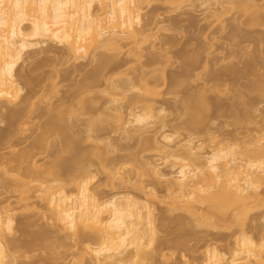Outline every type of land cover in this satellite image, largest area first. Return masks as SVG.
<instances>
[{
	"label": "rangeland",
	"instance_id": "rangeland-1",
	"mask_svg": "<svg viewBox=\"0 0 264 264\" xmlns=\"http://www.w3.org/2000/svg\"><path fill=\"white\" fill-rule=\"evenodd\" d=\"M148 1L149 0L146 1V3L148 4L143 3V6L141 5L143 9L142 15L144 18V22L142 23V25L144 24L143 26H145V34L141 32L143 34H141L140 39L138 38L139 42L137 44L130 43L127 48H125V46L122 54L120 53L121 51H111L109 49H107L106 51L104 48L97 51V54L99 55L96 56H100L99 58H101V55L102 57L104 56L103 58H105L106 56L109 58L112 57L113 61L115 60L113 59L115 57L118 59V61L122 62L123 65L127 60L129 64L126 63L124 67L121 64V67L119 63L113 61V63L115 62V64L119 65L121 69L117 70L118 72L116 71V74H112V76H114L113 78L110 75L111 82L110 80L108 81L110 82V85H104V82H108L102 80L103 83H101L103 85H100L101 83L98 84L99 88L96 89L97 84H92V86L95 85L93 86V88L95 87L96 89V94L95 90H92L94 92L93 96L92 93H85V88L83 90L80 88V86L85 82L84 77H86L85 75H87L88 71H92L93 69L97 68L96 66L98 65V63L96 62L97 65H95L92 57H90V59L92 60H90V63L89 61L87 62V60L83 59H71V56H67L68 54L65 55L66 51L63 50L64 48L54 43H47L38 48H33L34 50H29L30 52L28 51L24 55L23 61H21V63L18 65L16 71L17 79H19V75L22 74V76L27 75V77L29 76L28 78L32 77L33 80L36 81L37 79L39 80V78H48V80H53L54 76H56L53 73L58 71H60L58 73L61 77L58 75L57 78H60H58V80L56 78L58 87L55 88H57V91L53 89V93H50L49 91L51 90H48L50 86L46 87L50 82L48 83V80L45 79L47 83L44 80V84L46 85L44 89L45 91L48 90L45 93L46 95L43 94V90H41L40 92V89L38 88L35 91L36 93H38L36 94L34 92L33 97L31 96L33 95L31 92L33 91V89H29L30 86L25 88L23 84L20 83V80H17L18 83H20V86H22V88H25L20 95V100H18L17 103L15 102L14 104L5 102L4 105V102L2 103L8 108L7 110V108L3 106V111L1 110V112H4V115L7 114L6 112H8L9 109L10 111L11 109L20 111V109H22L23 107L28 106L23 105V101H25V98L27 99L28 96V101H31V104H33V106H31L30 104L31 108H26L30 109L28 110V113L32 111L30 113L31 115H26L28 117L24 116L26 118H24V120L22 119L23 121L20 122V128L18 125H16L19 130L13 126V128L16 129L15 132L17 131L16 134L14 133V139H10L13 141H11L10 143L9 140L3 139V142L2 140L0 142V210H4V207L6 208L8 204L10 205V207L7 208H14V210L16 209L14 212V216L16 219L14 222L16 224L14 225L15 230H13V233L11 232V236L8 235L7 238L11 242L10 243L8 241V244L11 246L13 243L14 246L12 245L13 247H7L6 255L9 258L6 260V264H68L69 260V263L71 262V257H69L68 255L70 253L67 254L66 252L62 251L60 253L58 252L57 255L55 252L52 253L45 247L41 246L42 243H39L41 240L38 241V239L42 237L43 234H46V232V235L50 234V236L52 237V233H48V231L52 232L50 222L47 223L46 221H48V219H44V217L42 218V214H44V210H46L44 209V206H42L43 203L40 204L41 201H39L38 198H36V200L34 198V200H31L33 201V204H35L33 205L34 207L30 206L31 208L27 207L26 209H24L25 207H23L22 209V205L20 204V206L19 202L17 203V201L19 200L18 197H23V195H25L24 193L19 195V193L23 192L22 190H25L23 189L25 187H22V190L20 189L22 192L19 191V188H21L19 186L21 185L18 186V184H20V178L18 175H23L24 173L26 174V172L25 170H23L24 172L22 173L21 169H19L21 172L17 171L18 165L14 164L16 165L14 167L12 163H17L13 162L14 160H16L14 158H17V156L21 155V153H25L23 151L28 150L27 148L33 146V149L36 147L35 149L40 152L39 154L36 150H33L34 152L38 153L37 156L33 155L35 157L33 162L35 161L36 165L40 167H47V165L51 166V163H54L55 161H57V159L64 160L63 165L65 167L63 165H61L62 167L58 166L61 167V169L59 170V168L56 167L58 168V171L56 170V168L55 171L60 174L62 173V175L59 174L60 178H58L63 180V182L60 180L63 185L65 184L62 187L64 188L65 192L67 190L69 194L76 191L77 182L75 180V177L76 175V179H78L79 177V172H77L79 170H77V168H88V174L93 177L89 182V187L91 188L92 192L97 193L100 199L104 200L108 199V197H110L112 194L124 192V190H126V188L121 186L122 184H120V178L116 177L118 178V180L116 181L115 173L117 174V171H120V175H122L123 177L127 175L130 178L129 179L128 177H125L126 180L129 179V182L127 183L128 185L124 186L127 188L129 187L127 190L132 192L133 194H135L136 192L132 187L133 184L141 182L144 186H146L147 182L149 184V181H152L150 177L147 178L146 175H143V168L139 167L142 166L143 163H147V161L156 162L160 158V154H158V151L156 150L157 146L155 147L156 144L152 146L150 142H147L150 137L152 138L151 140L156 143V141L160 139L161 134H164V132L174 134L175 137L177 136L175 139L176 141L188 139L189 136L193 135L191 137H194V142L197 144L203 143V147H205L204 149H206L205 151L207 153L211 150V148L213 149L216 147H223L228 145H238V148L240 147L243 149H247L246 146L248 147L249 143H251L249 141L250 137L263 134L264 95L262 94L264 93H259L260 91L258 92L256 90H259L260 87H262L261 90L264 89V0H253V2L255 1V6L258 7L256 9V7L254 6L255 10H252L253 7L249 6L251 8V12L248 8L247 11L243 10L244 12H242L241 10V8L244 9V7L247 6L246 4H249L246 3L244 6V3L248 0H219L220 4H211V7L208 8L203 5L205 0H191V2H189L190 0H181V2L179 0V2L177 1L176 4H173L174 2L172 3L173 5L168 4V6L170 7L162 3L163 1L161 0ZM212 3L214 2L212 1ZM241 3L244 7H242ZM256 10H258V13L255 12ZM253 11L256 13L254 18L253 16H250L254 15ZM214 13L216 16L214 15ZM252 18L254 20L260 19L257 20L260 25L256 24L258 23L256 20V23H254V20L252 21ZM142 28L141 30H143ZM143 71L147 73L149 72L146 80H149V87L158 94L154 97L155 99L152 100V103L150 101L149 104H152L153 110H156L157 113L158 108L159 110L163 108L165 112L163 113L164 115H160L161 118L159 117V121L157 120L158 123L156 125L158 127L156 125L153 126L149 129L150 131H148V133H146L143 138L138 139L137 136H134V138L133 136L131 137V135L127 136L128 129L132 130L130 129L131 127H128L125 130L122 125L116 123L118 121H114L117 120L115 118L116 114L114 113V120L110 118V115L115 112L112 109L115 105H113L112 103H116L118 108H120L121 106L120 109L122 111L120 109L119 110L123 113V115L127 114V116H129L131 112V114H133V110L135 108V110L137 111L141 110L142 105L134 104L132 107L135 108L131 109L129 107L132 111L129 110L128 106L131 104L129 103V99L127 102L123 100L122 97L120 99H118V97H111V95H114L111 93L113 90L111 88L113 87L111 86V84H113L114 82L115 87L118 85L122 86L123 83H126V81L124 82L126 78L129 79V76L130 80L137 78V76L140 78V73ZM142 76L141 78H143L142 80H144V77ZM141 78L140 80L138 78L133 80L134 88L133 90H131V93L133 91L135 96L136 94L139 95V92H141L140 94L143 93V89L141 91V87L143 88L144 82L146 80L143 82L141 81ZM107 79H109V77H107ZM116 82H121L122 84L117 83L116 85ZM257 86L259 87L256 88ZM81 87L83 88L84 84ZM30 88L34 87L31 86ZM79 89H81L83 92ZM119 89H122V92L124 93L122 87ZM109 90L111 91L110 93L108 92ZM29 91L31 93H28ZM76 91L78 92V96L82 97L84 95V99L86 98L85 100L83 99V97L81 99H78L80 101L82 100L83 103L87 99L92 100H87V103L85 102L87 106L91 103V107L93 108L94 103L92 104V102L96 100L94 101L96 102V104L93 110H91V112H94L92 113L93 115L90 114L91 112L89 109V105L88 109L90 115L88 114L86 116V114L84 113L85 115L82 116L83 114L81 113L84 111L87 112L88 109H85L83 111V109H81L83 108V106H80L79 108L80 103L77 99H75L78 97ZM74 93H76L74 98L76 101L73 99ZM113 93H115L116 96H120L119 93H121V91L116 93L113 90ZM123 93H121V96L123 95ZM35 94L37 97L35 96ZM128 94L130 96L129 92L125 96L127 97ZM70 95L72 96V98H70ZM131 95L132 97L134 96L133 94ZM260 95H262V97ZM30 96L32 97L31 100ZM129 96L127 98L131 97ZM200 96H202V99ZM94 97L96 98L93 100ZM68 98L73 99L75 103L78 102V106L74 103V105L77 107L73 105V108H75V110L81 109V115L77 110V112L73 114V108H70L71 110L68 109L69 107H72L71 105L73 103H70V101L73 100H68L70 106H67L68 102L66 103L65 101L66 105L64 106L62 104L64 107L63 110L61 100H63L64 102V100H67ZM112 98H114L115 100ZM191 98L194 99H192L194 101L193 106H197L196 111L198 112H195L196 115L201 111L200 114H198V116L200 115V118L202 116L201 120L200 118H198V116L196 118L195 115H192L193 117H195L188 118L191 115H186L184 107L187 106V102L189 103ZM195 99H201L202 103H199H201L202 106L196 105ZM111 100H117L118 103L117 101L111 102ZM60 101L62 110L64 111V114H66L65 118H63L64 116H61L64 115L62 114L63 111H61V109L60 116L57 113H50L52 110L54 112L58 108L57 105L59 106ZM20 102H22V104ZM109 102H111V104ZM27 103L25 102V104ZM107 103H109V105H107ZM118 104L120 106H118ZM110 105L112 106V108H110ZM65 107L67 108L65 109ZM199 107H201V110L199 109ZM104 108L107 112L109 109L112 110L111 114L108 112L110 115L108 114L109 116L107 115V117H104V115L107 114ZM26 109L24 108L23 110ZM202 109H205L204 112ZM102 110L106 113H103ZM26 111H23V115L26 114ZM56 111L58 112L59 109ZM69 111H72L71 118L69 117ZM193 111H195V109H193ZM49 113L51 115L53 114V117L57 114V117L66 119V121L64 122H66L67 124L70 120L69 124H71L72 130L70 128V125H67L66 123L65 124L67 125V127L65 129V125L61 123L63 122V120L59 119V121L57 119V121L61 123V125H64L65 130L62 129L63 131L68 130V134H70V131H72L71 134L73 138L71 139H73V141H76V143L73 144L72 147L69 146V148L68 145H65V140L60 139L62 138L60 137L61 134L64 138L63 132L61 133L57 131L48 132L41 137L42 142L39 143L41 146L40 151L38 149V144H36L37 146L34 147L35 144L33 145V141L35 139L38 140L37 138L40 137L39 134L41 131H39L38 127H41V125H44L47 120H49V118H47L49 117ZM102 113L104 115H102ZM0 116H3V114ZM127 116L123 117L128 118ZM130 116L128 118L129 120L131 118ZM3 117H0V138L1 136L3 138V136H5L6 134L8 135L11 131L14 132V129L11 128V130L7 127L9 126V123L6 121V116ZM93 117L97 118V120L99 119L96 122L98 123L96 127L94 123V127L98 128L97 133H95V129H92L91 132L89 131L90 129H87L86 127L87 124L89 125V118L93 119ZM188 120H191L193 124L195 123L194 125H197L198 127H193V124L186 125ZM93 121L95 122V120H92L91 122ZM125 121H127V119ZM161 124L166 126L165 130H160ZM119 126H121L122 129L121 127L119 128ZM189 127L191 128L189 129ZM123 129L125 130V132ZM89 132H91V134H88ZM71 134L69 136H71ZM87 136L88 138L91 137L89 138L91 140L93 138L95 142L87 139ZM212 136L215 138V142ZM145 137L147 138V140H145L144 144V141L141 140L145 139ZM10 145L11 148H9ZM242 145H244L245 147H242ZM150 146H152L153 148H150ZM250 147L252 146L250 145ZM250 147L248 148L250 149ZM240 150L241 149H239V151ZM30 151L31 150H29V152ZM26 153H28V151ZM11 158L14 160H12ZM9 161H12V163H10ZM30 162H32V159L30 160ZM23 167L25 166L23 165L22 168ZM110 167H112L114 171H116L113 174V178H110L111 176L109 172L113 170ZM139 168L142 170H140ZM166 171L168 170L166 169ZM117 175L121 177L119 174ZM44 176L46 175H43L42 178ZM108 176L110 179H114V181H110ZM50 179L46 177L45 180ZM27 181L28 179H26V182ZM16 184L19 188H17ZM13 185L15 186L13 187ZM15 187L19 191V193L16 192L17 195L14 192L15 190H13ZM157 187V191H159L158 194H160L161 196L164 195V193L162 194V185ZM32 193L34 192L32 191L31 194ZM160 203L157 202L154 204L155 210L153 211H156L154 213V216L157 218L156 225H158L156 226V228L158 227V230H156L157 236L155 238L156 247L154 246L155 248L153 249L151 260H148L149 262H145L146 264H197L199 262L198 257L201 259V256H199L200 254L198 250V253L195 252V248H201L205 239H210L211 241L213 240V244H215L220 251L224 250L223 252H225V249L227 250L229 243L232 242V238H222L223 235H230L232 230L229 231L223 229L218 233L220 234V236L214 231L213 233L211 231L210 234L209 232L207 234L205 230L202 231L199 228L196 229V227H194V224L192 222L190 223V220L188 218L186 219H188L189 221L185 218H181V212L178 211L179 213L177 214L173 212L174 215L173 213L171 214L169 212V215L168 213H166V205L164 206V204ZM249 213V217H247L246 219V224L248 223V226L246 225L244 228L245 231L251 233L252 237L255 236L253 238L256 240L259 236L261 237V233H263L264 235L263 193L261 195V202L251 208ZM190 224H192V226ZM252 227L255 228L254 230L252 229L253 231L251 230ZM180 242H183V245L180 244ZM182 246L184 249L182 248ZM224 247L226 248L221 249ZM262 260L264 261V259ZM198 264H200V262Z\"/></svg>",
	"mask_w": 264,
	"mask_h": 264
},
{
	"label": "bare ground",
	"instance_id": "bare-ground-1",
	"mask_svg": "<svg viewBox=\"0 0 264 264\" xmlns=\"http://www.w3.org/2000/svg\"><path fill=\"white\" fill-rule=\"evenodd\" d=\"M146 1L147 0H0V115L3 114V116H6V118L9 120L8 121L6 119V121L9 123V126L7 127L10 129L11 128L14 129V132L13 131L9 132V134L8 135L6 134L5 136H3V138L1 136L0 142L1 140L3 142V139L5 140L7 139L11 143V141L13 140L10 139L13 138L14 135L16 134L17 131L15 132V130L16 129L19 130L21 124L20 122H22L24 118L28 117L26 115L29 114L30 116L31 115L30 113L32 112L29 111L30 113H28V110L30 109H26L30 107L31 104V101H28L29 96L27 99L25 98V101H23L24 103L23 105L24 106L28 105V106L23 107L22 109H20V111H15L12 109L10 111L9 109V111L6 112L8 115L6 113H5L6 115H4V112H1L3 106L5 105V102H9L11 104H14L15 102L17 103V101L20 100L21 93L24 91L26 87L29 86L35 88L34 90V88L29 87V89L31 90L33 89V91H31L33 94L31 95L32 97L34 96V92L38 88L40 89V92L41 90L44 91L43 93L44 95H46L45 93L49 89L51 90L49 91L50 93L52 92L53 89L57 91V88L55 87H58L57 85L58 82H56V78L59 75L58 72H60L58 70H57L58 72L53 73L56 76L52 75L54 76L53 78L54 81L51 79L52 78L51 76H50L51 78L49 77L51 80H48V78H43V79L39 78V80L37 79L36 81L33 80L32 77H30L31 78L30 79L28 78L29 76L28 77L27 75L22 76V74H20L19 75L20 78L17 79L16 71L18 65L21 63V61H23L24 55L29 50L33 48L34 49L38 48L47 43H54L64 48L63 50L66 51L65 55L68 54L67 56H71V59L72 58H74L75 60L83 59V60H87V62L89 61L90 63L91 60L90 57H92L95 65H97L96 62L98 63V65L96 66L97 68L94 67L95 69H93L92 71L89 70L90 72L88 71L87 75H85L86 77H84L85 82L82 81L84 82L83 83L84 87L83 88L81 87L83 86L82 84L80 88L82 90L85 88L84 92L87 94L92 93L93 96L94 94L93 91L95 90V94H96V89L99 88L98 84H100L102 80L108 82L111 79L110 77L112 76V74L113 73L116 74V71L121 69L119 65L115 64V62L119 63L120 65L122 64V62L118 61V59L115 57L113 58L115 59L113 60L115 61L114 63L112 61V57H110L111 59L107 56H106L107 58L106 57L103 58L104 56L102 57V55L101 58H99L100 56L97 57L96 55H99L97 54L98 53L97 51H99L100 49L102 50L104 48L106 51L107 49L111 51L112 50L119 52L121 51L120 53L122 54L125 46H126L125 48H127L128 45H130V43L137 44L139 42V39L141 38L140 36L141 34L144 33V29H145L144 28L145 26H143L144 24L142 25V23L144 22L143 20L144 18L142 15L143 13L142 6L143 3L148 4L146 3ZM161 1H163L162 3L166 4L167 6L168 4L173 5L176 4L177 1L179 2V0L176 1L161 0ZM212 1L214 3H212ZM250 1L248 0L245 3L243 2L244 6L246 3H249L246 4L247 5L246 7H244L243 4L241 3L242 7H244V9L241 8L242 12H244L243 10L247 11V8L251 12L250 7H253L252 10H255L256 7L255 6L256 4L254 3L255 1L254 2L253 0ZM189 2H191V0ZM217 3H219V0H205L203 5L208 8L211 7V4L216 5ZM255 12L258 13V10H256ZM255 12L254 15H250V16L251 17L253 16L254 18L256 15ZM253 18L252 21L254 20ZM255 20L253 21L254 23H256V21L260 19H257L256 21ZM256 24L260 25L259 22ZM141 28L143 30H141ZM127 61L126 63H128ZM126 63L124 65L122 64L123 67L126 65ZM142 73L147 75H143ZM148 75L149 72L148 73L144 71L141 72L140 78L141 76L144 77V80H142L143 78H141V81L144 82ZM107 77H109V79H107ZM113 77L114 76H112V78ZM128 78L129 79L126 78V80H124V82L126 81L125 84L122 81L124 87L123 85L122 86L118 85L120 87L118 86L115 87L114 82L113 84H111V86L115 88L111 86L110 87L116 93H118L119 91L123 93L122 89H119L122 87L124 91L123 93L124 97H126L125 95L129 92L131 97L129 96V94L128 96L130 98H127L128 97L127 96L126 97L127 100H126V98H124L123 95L121 96V93H119L120 96H116V94L113 93V90L112 92L110 90L108 92L109 93L111 92L112 94L115 95L114 96L110 94L111 97L112 96L118 97V99L122 97V99L127 102L129 99L130 101L129 103L132 104L128 106L129 110L135 108L132 107L134 104L142 105L141 110L137 111L135 110L136 109L135 108L133 110L134 111L133 114H131L132 112L129 114V116L131 115L130 116L131 118L129 120L128 119L129 116H127V114L123 115V113L121 112L122 111L120 109L121 106L118 104V106H120V108H118L116 103H112L113 105H115L114 108L116 109L117 107L118 110L117 109L115 110L110 105V108H112L113 111H115L112 113L113 115L111 114L112 110H110L109 108H108L109 110L108 109L107 110L111 115L106 111L105 108L104 109L107 112V114L104 115L103 113L106 112L102 110L103 112L102 115H104V117H107V115L109 114L110 118H112L113 120L116 118L117 120L114 121H118L116 123L122 125V127L125 130L126 128L131 127L130 129L132 130L128 129L127 136L131 135V137L133 136V138L134 136H137L138 139H141L144 137L146 133H148V131H150L149 130L150 128H152L158 123L157 120L159 121V117L161 118V116L164 115L163 113L165 111L163 110L162 107H161L162 109L160 110L158 108L157 110L158 113L156 112V110H153V106L151 103L152 100L155 99L154 97L158 94L155 93L152 90V88L149 87L150 86L149 80H146L144 82L143 88L141 87V91L143 89V93L140 94L141 92H139V95L135 93L136 94L135 96L133 91L131 93V90H133L134 88L133 80L137 78L140 80V78L138 76L137 78L134 77L135 79H132L131 77L132 80H130V76ZM45 79L48 80V83L50 82L49 84H47V86L44 84ZM17 80H20V83H22L25 88H22V86H20V83H18ZM55 82H56V86H55ZM110 82H108L109 84L106 82L104 83L102 82V83L104 85L105 84L110 85ZM102 83L100 85H103ZM117 83L122 84L121 82H116V85ZM92 84L95 85L97 84L96 89L95 87L93 88V86L95 85L92 86ZM45 86L46 87L50 86L48 90L46 88L47 91H45L44 89ZM258 87L259 86H257L256 88ZM261 88L262 87H260L259 90L257 89L256 91L258 92L260 91L259 93H264L263 91L264 89L261 90ZM31 92L29 91L28 93ZM131 94H133L134 96L132 97ZM75 95L76 93H74L73 99L75 98ZM79 95H80V91H79ZM262 95L260 96L262 97ZM31 96H30V100L32 99ZM77 96H78V92H77ZM82 97L78 96L75 99L78 100L81 99ZM200 97L202 99V96ZM70 98H72V96ZM70 98H68L67 100L65 99L64 102L63 100H61L62 103L60 101L59 106L61 107L62 104L65 106L68 100H73ZM95 98L96 97H94L93 100ZM192 99L193 98L190 99L189 103L187 102L188 100L185 101L187 102V106L189 107L185 106L184 108L186 111V115L187 116L191 115L188 118H194L195 116L197 118L198 114H200L201 111L196 115L195 112H198L196 111L197 106L195 105L193 106L194 99L193 100ZM201 99L198 100L195 99L196 100L195 104L201 105L202 103ZM74 100L70 101V103L73 104L71 105L72 107H69L68 109L70 108L72 109L75 106ZM87 100L84 101V103L82 102V100L81 101L78 100V102L80 103L79 108L80 106L81 107L83 106V108L81 109H83L84 111L85 109L87 110L88 106L90 105L89 109L91 112V110H93L96 104V102H94L96 100L92 102V104L94 103L93 108L91 107V103L87 106L86 104ZM88 101H92V100L89 99ZM116 101L111 100V102H116ZM150 101H151L150 103L151 105L149 104ZM25 102L26 103L29 102V103L25 104ZM78 102H76L75 104L77 105ZM111 102L109 103L111 104ZM20 103L22 104V102ZM70 103L68 102L67 106H70L69 105ZM109 103H107V105H109ZM31 106H33V104H31ZM59 106L57 105L58 108L55 107L57 108L56 110L59 109L58 111L59 113L55 110V108H54L55 111L53 112L52 110L50 113H54V114L57 113L60 116L61 115L60 112L64 110V107L62 110V107L60 108ZM24 108L27 111L23 110ZM66 108L67 107H65V109ZM200 108L201 107H199V109ZM81 109L80 110L76 109L79 112V114L82 111ZM89 109L87 112L85 111L82 112L81 113L83 114L82 116H84L85 114L87 116L90 113ZM193 109H195V111H193ZM72 110L74 111L73 112L69 111L70 113L68 112L70 114L69 115L70 118H71V112L73 114L77 112L75 108H73ZM23 111H26V114L23 115ZM50 113H49V117H47L49 118V120H47L46 123L44 122L45 124L43 123L44 125H41V127H38L39 131L41 132L39 134L40 137L37 136L38 140L35 139L33 141V145L35 144L34 147L37 146L36 144H38L39 145L38 149L40 151L41 146L39 143L42 142L41 137L46 133L53 131H57L61 133L63 132L64 138L61 134L60 137L62 138L60 139L61 140L64 139L66 142L65 145H68V147L69 146L72 147V145L76 143V141H73V139H71L73 138L71 134L72 131H70L71 136H69L70 134H68V130L63 131L66 129L67 125H70V128L72 127L71 124H69L70 120L69 122L67 120L68 124L64 122L66 121V119H63L65 118L66 115L64 114V111L62 113L64 115H61L64 116L63 118L57 117L58 116L57 114H56L57 116L55 115L53 117V114L51 115ZM92 113L94 112L92 111L90 114ZM114 113L116 114L115 118L113 117ZM192 115L195 116L193 117ZM3 116L0 117L2 118ZM123 116H127L128 118H125ZM199 116L198 118H200ZM94 117L93 119L89 118L90 122L88 121V123L90 127L88 124L86 125V127L87 129L89 128L90 129L89 131L91 132L92 129L93 130L95 129L94 131L95 133H97L98 128L95 127L98 124L96 122L99 119L97 120V118ZM57 119L63 120V122L61 123L65 125V129H64V125H61V123H59ZM126 119L127 121H125ZM92 120H95V122L94 121L91 122ZM188 122L186 123V125L193 124L191 120H188ZM94 123H95V127H94ZM194 124L193 127L194 126L196 127L197 125ZM16 125H18L19 128H17ZM13 126L16 129L13 128ZM120 127L121 126H119V128ZM165 128L166 126L161 124L160 130H165ZM190 128L191 127H189V129ZM91 132H89L88 134H91ZM262 133L263 134H260L259 136L250 137L249 141L251 143L248 142L249 143L248 147H250V145L252 146L250 147V149L246 146L245 143V146L247 148V149L244 148L245 150L240 147L238 148L237 147L238 145L237 146L228 145L223 147H216L213 149L211 148V150L207 153L205 151L206 149H204L205 147H203V143L197 144L194 142L193 139L194 137H191L193 135L191 136L188 135L189 136V137L187 136L188 139L176 141L175 139L177 136L175 137L174 134L164 132V134H161L160 139L157 140L156 143L151 140L152 139L151 137L150 139H148L149 140L148 141L146 136L145 139L141 141H144L145 144V140H147V142H150L152 146L156 144L155 147L157 146L156 150L158 151V154H160V158L159 160L156 159L157 160L156 162L154 161L153 162L147 161V163L142 162L143 165L142 166L138 165V166L143 168V170L139 168L140 170L144 171V172L141 171L143 175H146L147 178L150 177L152 181L151 182L149 181V184L147 182L148 185L146 184V186H144L141 182H137L136 184H133L132 187L136 191L135 194H133L132 192L127 190L129 187L128 188L125 187L126 185H128L127 183L129 182L130 178L127 175H125L126 178L127 177L129 178L128 180H126L125 177L120 175V171H117L118 172L117 174L121 176L119 177L115 173L116 171H114L113 169L114 167L112 166L113 168L112 167L110 168H112L113 170L111 171L110 169L111 172H109L111 176L110 178H113L114 177L113 174L115 173V178L116 177L120 178L121 183L120 182L119 183L122 184L121 186L126 188V190H124V192H120V193L118 192L112 194L110 197H108V199H104V200L100 199L97 193L91 191V188L89 187L90 185L89 182L93 177L90 174H88L89 173L88 168L85 169L77 168V170H79L77 171L79 172V177L78 179H76L77 175L75 177V180L77 182L76 191L70 194L68 193L67 190L65 192L64 188L62 187L65 184L63 185V183H61V181L63 182V180L59 179L60 173H57L58 171L57 169L58 168L59 170L61 169L62 167L61 165L64 164L63 162L64 160L57 159V161L55 162L53 161L54 163H51L52 164L51 166L47 165V167L37 166L36 162L35 161L33 162V160L35 158L34 156L35 155L37 156L38 153L40 154V152H38V150L35 149L36 147L33 149L32 146L30 148H27L28 150L25 149L26 151H23L25 153H21V155H18L19 157L17 156V158H14L16 160L11 158L12 160H14L13 162H17V163H12V161L11 162L9 161L13 165L14 164L18 165L17 171L19 172L22 171L23 173L24 172L23 170H25L26 172V174L24 173L25 175L24 174L18 175L19 178L21 179V180L19 179L20 184H18V186L21 185L19 186L21 188H19L16 184L17 188H19V191L22 190V187H25L23 188L25 190H22L23 191V192L21 191L22 193H19L16 187L13 190H15L14 191L15 193L16 192L19 193V195L23 193L25 194L23 195V197L21 196L18 197L19 200L17 201V203L19 202V205L20 204L22 205L21 207L22 209L23 207H25L24 209H26L27 207L30 206L32 207L33 205H35L33 204V201H31L32 199L34 200V198L35 200L36 198H38V200L41 201L40 204L43 203L42 206H44V209L46 210H44L45 213L42 214L43 215L42 218L43 217L44 219L47 218L48 221L46 220L45 221L47 223L50 222V226L52 228V230L51 229L50 230L52 232L48 231V233H52V237L50 236V234L46 235L47 232L45 231L46 234H43L44 236L42 235V237H40L41 239L39 238L38 241L41 240L39 242L42 243V245L40 244L41 246L45 247L47 250L51 251L52 253L55 252L57 255L58 252L60 253L62 251L66 252L67 254L70 253L68 255L69 257H71V262H70L71 264H146L145 262L151 260L153 249L156 247L155 238L157 236L156 230H158V227L156 228V226L158 225H156L157 218L154 216L155 215L154 213L156 211L153 212L155 210L154 204L157 202L160 203L161 201H162L161 203L164 204V206L166 205V209H167L166 213L169 214L170 212L172 214L174 212L177 214L181 212L182 213V214L180 213V216L182 215L181 218H185V219L188 218L190 220V223L192 222L194 224V227H196V229L199 228L202 231L205 230L207 234L208 232L210 234L211 231L212 233L214 231L218 234L219 231H222L223 229L229 231L232 230L230 235L228 236L223 235L222 237L223 239L232 238V242L229 243L227 250L225 249L226 247L221 248V249H225V252H223L224 250L220 251L217 248V246L213 244V240L212 241L210 239L206 240L204 238L205 240L203 241L204 243L201 246V248L200 247H198L199 249L195 248L196 250L195 252L198 253L199 251L200 254L199 256H201V259L197 256L199 259L197 260L200 262V264H264V261L262 260L264 259L263 233L260 234L261 237L258 235L260 237V238L258 237L259 239L256 237L257 239L255 240L253 238L255 236L252 237L251 233L245 231L244 228L248 224V223L246 224L247 222L246 219L247 217H249L250 209L261 202V195L262 193L264 194V130ZM88 136L87 139L91 138V137L88 138ZM89 140L95 142L93 138L92 140L91 139ZM213 140L215 142L214 137ZM151 142L154 144H152ZM152 146H150V148ZM243 146L244 145H242V147ZM9 148H11V145ZM239 149L241 150L239 151ZM29 150L31 151L29 152ZM33 150H36L38 153L34 152ZM27 151L28 153H26ZM31 159L32 162H30ZM16 165H14V167ZM23 165L25 167L22 168ZM55 168L57 171H55ZM19 169H21V171ZM166 169L168 171H166ZM43 175L46 176L42 178ZM60 175H62V173ZM46 177L48 179L50 178L51 179L45 180ZM118 178H116V181L118 180ZM26 179H28L27 182ZM111 180L114 181V179H110V181ZM160 185H162V194L164 193V195H162L163 197L160 194H158L159 191H157L158 190L157 186ZM14 186L15 185H13V187ZM31 190L34 193L31 194L32 192ZM7 207H10V205L8 204ZM7 207L6 208L4 207V210H0V264L7 263L6 260L9 258L6 255L7 247L9 248L14 246L13 243H12L13 246L12 245L10 246L8 244L9 240L7 238L8 235L11 236V232L13 233V230H15L14 225L16 224L14 222L16 219L14 216V212L16 209L14 210V208L11 209ZM190 225L192 226V224ZM252 229L254 230L255 228L252 227L251 230ZM218 235L220 236V234ZM182 243L183 242H180V244ZM69 261L68 264H70Z\"/></svg>",
	"mask_w": 264,
	"mask_h": 264
}]
</instances>
